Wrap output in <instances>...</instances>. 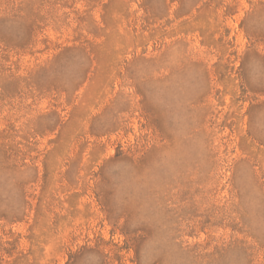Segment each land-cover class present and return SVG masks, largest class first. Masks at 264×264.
Instances as JSON below:
<instances>
[{"label": "rangeland", "instance_id": "rangeland-1", "mask_svg": "<svg viewBox=\"0 0 264 264\" xmlns=\"http://www.w3.org/2000/svg\"><path fill=\"white\" fill-rule=\"evenodd\" d=\"M0 264H264V0H0Z\"/></svg>", "mask_w": 264, "mask_h": 264}]
</instances>
